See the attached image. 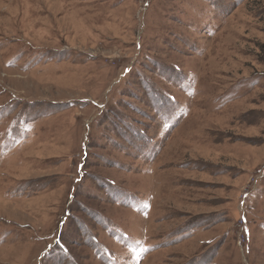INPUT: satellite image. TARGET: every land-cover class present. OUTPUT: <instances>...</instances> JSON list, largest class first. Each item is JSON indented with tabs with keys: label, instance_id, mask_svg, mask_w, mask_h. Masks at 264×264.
Instances as JSON below:
<instances>
[{
	"label": "rangeland",
	"instance_id": "rangeland-1",
	"mask_svg": "<svg viewBox=\"0 0 264 264\" xmlns=\"http://www.w3.org/2000/svg\"><path fill=\"white\" fill-rule=\"evenodd\" d=\"M0 264H264V0H0Z\"/></svg>",
	"mask_w": 264,
	"mask_h": 264
}]
</instances>
